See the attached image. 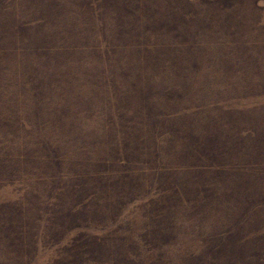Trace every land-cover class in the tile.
<instances>
[{"label":"rangeland","instance_id":"374dc122","mask_svg":"<svg viewBox=\"0 0 264 264\" xmlns=\"http://www.w3.org/2000/svg\"><path fill=\"white\" fill-rule=\"evenodd\" d=\"M0 264H264V0H0Z\"/></svg>","mask_w":264,"mask_h":264}]
</instances>
